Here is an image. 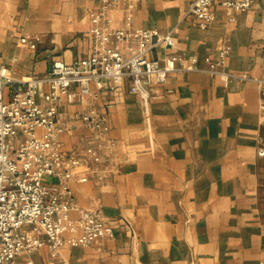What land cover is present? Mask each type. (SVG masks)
<instances>
[{"label": "crops", "instance_id": "1", "mask_svg": "<svg viewBox=\"0 0 264 264\" xmlns=\"http://www.w3.org/2000/svg\"><path fill=\"white\" fill-rule=\"evenodd\" d=\"M189 2L116 0L109 16L114 27L128 20L132 27L173 29V47L150 56H194L197 69L149 85L146 101L128 91L127 78L113 91L91 82L81 94L73 85L72 95L60 99L59 115L71 128L59 137L62 151L90 136L76 120L89 107L106 116L114 141L101 182H69L76 206L97 209L112 236L61 247L56 257L67 264H264V154H257L264 147V0L242 12L213 0L206 28L186 14ZM101 3L0 0V62L24 79L44 74L54 58L84 55L92 47L88 13ZM33 36L35 48L19 41ZM223 46L229 50L221 68L250 79L201 70L203 57L215 60ZM30 256L35 264L51 257L44 247Z\"/></svg>", "mask_w": 264, "mask_h": 264}, {"label": "built area", "instance_id": "2", "mask_svg": "<svg viewBox=\"0 0 264 264\" xmlns=\"http://www.w3.org/2000/svg\"><path fill=\"white\" fill-rule=\"evenodd\" d=\"M116 0H102L88 13V32L92 47L69 62L54 58L42 75L15 78L0 62V264H35L31 254L46 248L48 264H67L56 254L64 246L91 245L112 236L111 227L97 209L76 206L69 182H101L107 173L103 156L112 149L107 136L106 116L94 107L76 115V120L90 133L80 147L62 151L59 137L71 130L61 119V97L72 95V86L81 94L96 88L113 91L122 78L129 80L128 91L146 101L151 84L163 83L167 75L179 70H195V57L178 52H150L158 47H173V29L112 26L109 10ZM213 0H190L186 14L196 25L206 28L213 23ZM253 0H220L226 11L242 12ZM19 41L35 48L37 36ZM223 46L215 60L204 56L201 70L220 75L224 80H248L244 74L224 71L221 66L228 53ZM189 60L186 65L183 60ZM200 70V69H199ZM255 80V79H253ZM261 82V81H258ZM264 88L259 101L264 115ZM264 154V147L257 148ZM82 172L77 173V169ZM55 178V183L46 181ZM76 217L72 218L70 212ZM69 234V236H65Z\"/></svg>", "mask_w": 264, "mask_h": 264}]
</instances>
